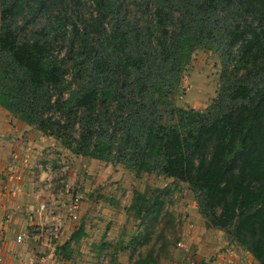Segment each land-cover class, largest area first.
<instances>
[{
	"label": "trees",
	"instance_id": "16d2710c",
	"mask_svg": "<svg viewBox=\"0 0 264 264\" xmlns=\"http://www.w3.org/2000/svg\"><path fill=\"white\" fill-rule=\"evenodd\" d=\"M83 1L1 0L0 106L60 139L75 154L116 159L135 171L187 183L206 227L223 231V238L264 264V0H183L172 31L168 24L174 0H155L154 20L163 38L157 68L162 74L182 70L190 54L209 41L223 62L236 50L233 68L222 73L217 96L206 110L166 100L177 117L167 125L155 108V94H163L160 82L128 75L140 69L143 51L138 35L113 19L118 0H91L96 16L83 26L86 33L93 29L98 41L84 48L83 58L73 60V77L83 83L64 98L67 68L52 49L69 41L72 51L71 36L79 28L71 14L78 18ZM57 8L61 12L55 15ZM220 9L235 21L219 25ZM45 18L49 21L37 26ZM217 26L221 32L214 36ZM239 70L246 73L238 77ZM133 91L139 94L136 100ZM111 120L118 128L109 132ZM143 199L135 192L134 211L140 213ZM80 233L79 227L70 239L78 240ZM147 263L145 257L138 264Z\"/></svg>",
	"mask_w": 264,
	"mask_h": 264
},
{
	"label": "rangeland",
	"instance_id": "374dc122",
	"mask_svg": "<svg viewBox=\"0 0 264 264\" xmlns=\"http://www.w3.org/2000/svg\"><path fill=\"white\" fill-rule=\"evenodd\" d=\"M183 2L174 0L170 6L173 18L168 24L169 31L179 24ZM82 4L78 18L75 13L71 14L79 28V32L71 36L72 51L68 50L69 41H59L52 49L67 68L64 98L83 83V79L73 77L74 61L78 57L83 58L84 48L88 49L98 41L96 32L91 29L86 33L83 26L96 16L94 4L91 0H84ZM117 4L119 6L112 14L113 19L138 35L142 44L143 53L139 57L142 65L129 73V77L138 74L146 79L155 78L163 86V94H155V108L160 120L166 125L177 122V117L165 105L166 100L177 107L205 111L217 96L222 73L233 68L236 50L231 49L229 59L223 62L216 44L209 41L190 54L182 70L174 75H164L157 68L161 59L157 61L156 54L159 40L163 38L154 20L155 0H118ZM59 9L53 13L58 15L61 12ZM216 19L220 21L219 25H228L235 21V16L220 9ZM48 21L47 18L42 19L37 26ZM104 27L106 32L110 31L107 23ZM71 28L68 24L69 31ZM220 32L217 26L214 36ZM85 34H88L87 37ZM105 36L102 35L100 40H104ZM108 36L110 38V34ZM245 73L239 70L237 74L241 77ZM132 94L134 100L139 96L135 91ZM112 104L110 110L115 106V103ZM3 114H7V121ZM5 124L20 132V136L13 137L11 142L13 145L16 143V151H12V146L8 145V152L15 153L22 166V169L12 171V175L16 180L28 179L36 183L32 193L38 196V205L44 203L47 208V219L44 222L41 219L42 224L33 225L30 233L37 231L42 234L41 238L52 244L53 248L46 247L44 253L36 254L38 257L48 255L49 264H138L145 257L148 258L147 264H209L217 252L207 251L206 258L199 259L195 252L200 247L199 243L205 248L214 245L216 249L222 240L227 244L232 243L223 238V231L221 234L218 229L206 227L198 211L195 194L187 183L162 174L135 171L116 159L104 161L75 154L64 147L60 139L46 135L35 125L20 121L0 106L2 144H6L5 138L9 142L11 139L10 135L2 133ZM109 124V132L118 128L115 121L111 120ZM77 133L76 130L75 135ZM19 139L21 142L17 144ZM135 192L144 196L140 213L131 207ZM75 197H78V209L73 218L69 209ZM151 209L156 213H152ZM56 214L60 217V230L58 236L54 237L49 231L52 227L49 222ZM65 222L68 225L64 227ZM79 227L81 233L78 240H71V234ZM104 242L107 244L99 248ZM179 242L184 244L183 248L178 246ZM233 246H236L235 243ZM39 261L44 262L43 258Z\"/></svg>",
	"mask_w": 264,
	"mask_h": 264
},
{
	"label": "crops",
	"instance_id": "0c3cea01",
	"mask_svg": "<svg viewBox=\"0 0 264 264\" xmlns=\"http://www.w3.org/2000/svg\"><path fill=\"white\" fill-rule=\"evenodd\" d=\"M3 116L7 121V114ZM8 127L9 124H5L2 133L11 136L10 142L7 138L4 142L6 144L0 141V264H49L48 255L38 257L36 254L44 253L46 247L53 248L52 244L41 238L42 234L39 232L30 233L33 225L42 224L38 214V196L32 193L36 183L28 179H14L12 171H18L22 166L19 165L15 153L8 151L9 146H12V151H16V143L13 145L11 142L13 137L20 136V132ZM19 142L20 139L17 144ZM64 224V227L68 225L66 222ZM220 232L222 234V231ZM18 235H21L20 241L17 240ZM220 243L223 246L219 245L217 249L214 245L205 248L199 243L200 247L195 250L197 257L206 258L207 251H216V257L212 258L209 264H259L240 246L227 244L223 240ZM40 258H43L44 262L41 263Z\"/></svg>",
	"mask_w": 264,
	"mask_h": 264
},
{
	"label": "built area",
	"instance_id": "2783aa9c",
	"mask_svg": "<svg viewBox=\"0 0 264 264\" xmlns=\"http://www.w3.org/2000/svg\"><path fill=\"white\" fill-rule=\"evenodd\" d=\"M77 201H78V197H75V200H74L72 206L69 209L70 214L72 215L73 218L76 217V212H77L76 209H78ZM46 211H47L46 205L44 203L39 204L38 212L40 214L42 222H44L47 219V217H48V215L46 214ZM59 219H60L59 215L56 214V215L52 216V220H51V222H49V223H51V226H52L51 228H49V231H50V233L52 235H54V237L58 236V233H59V230H60V224L58 223ZM45 224H48V223L46 222ZM17 240L18 241L21 240V235L17 236ZM178 246L183 248L184 244H182V242H179ZM184 249H187V248H184Z\"/></svg>",
	"mask_w": 264,
	"mask_h": 264
}]
</instances>
